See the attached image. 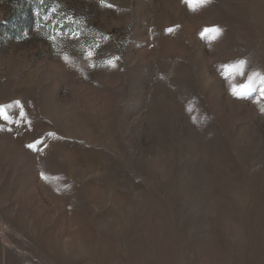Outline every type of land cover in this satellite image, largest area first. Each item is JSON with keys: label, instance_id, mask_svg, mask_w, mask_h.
Masks as SVG:
<instances>
[{"label": "rangeland", "instance_id": "374dc122", "mask_svg": "<svg viewBox=\"0 0 264 264\" xmlns=\"http://www.w3.org/2000/svg\"><path fill=\"white\" fill-rule=\"evenodd\" d=\"M0 264H264V0H0Z\"/></svg>", "mask_w": 264, "mask_h": 264}, {"label": "snow or ice", "instance_id": "6c2138e0", "mask_svg": "<svg viewBox=\"0 0 264 264\" xmlns=\"http://www.w3.org/2000/svg\"><path fill=\"white\" fill-rule=\"evenodd\" d=\"M188 3H195V4H204L207 2V0H187ZM171 31V29H169ZM205 32H213L216 33L217 35L221 32V29L219 28H212V29H206ZM243 63V62H241ZM5 119H7V116H4ZM29 147H32V145H29Z\"/></svg>", "mask_w": 264, "mask_h": 264}]
</instances>
